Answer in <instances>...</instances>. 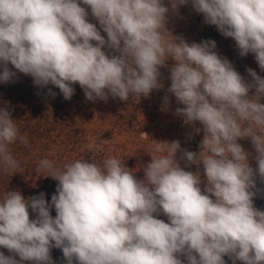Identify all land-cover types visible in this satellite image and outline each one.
<instances>
[{"label":"clouds","instance_id":"9594fccd","mask_svg":"<svg viewBox=\"0 0 264 264\" xmlns=\"http://www.w3.org/2000/svg\"><path fill=\"white\" fill-rule=\"evenodd\" d=\"M189 4L264 72V0H0V84L20 73L65 100L79 84L91 102L164 90L162 110L174 97L182 107L173 114L202 133L198 151L154 139L143 178L114 157L63 168L40 160L55 193L50 201L43 191L3 195L0 247L9 255L0 252V264H56L53 248L64 264H264V211L254 204L257 179L264 182V77L248 67L245 79L214 40L174 35L169 17ZM17 141L28 144L5 103V173L20 167L10 149Z\"/></svg>","mask_w":264,"mask_h":264},{"label":"trees","instance_id":"16d2710c","mask_svg":"<svg viewBox=\"0 0 264 264\" xmlns=\"http://www.w3.org/2000/svg\"><path fill=\"white\" fill-rule=\"evenodd\" d=\"M200 17L190 5L181 6L179 15L170 16L167 26L174 35H182L189 42L214 40L217 44L216 51L229 59L245 79H249L246 72L248 67L264 77L254 56L249 54L241 57L235 48V42L223 37L215 26L209 25L202 33H197ZM102 35L106 36L104 33ZM161 71L164 81H169L167 70ZM48 87L56 93L55 98L47 94V88L34 86L30 76L20 73L13 82L0 84V106L8 104L21 135L28 141L27 145L19 141L10 145L11 153L20 162V167L15 172L5 173L0 170V199L9 190H20L25 198L43 191L50 201L57 181L46 177L49 173L37 171L39 161L45 158L54 162L56 167L63 168L65 164L78 159L91 158L100 163L108 157H114L133 168L137 178H143L141 165L150 161L148 149L155 143L154 139L179 140L182 148L198 151L202 133L192 143H181L183 120L173 113L176 107L182 105H177L176 101L170 106V110L164 111L161 105L149 98H130L126 103L109 97L107 101L91 102L85 98L79 84H76L73 97L65 100L58 88L51 85ZM196 126L200 127L199 123ZM238 142L246 151L254 154L249 140ZM250 164L253 168L256 167L254 159L250 158ZM192 170H196L195 166H192ZM254 191V204L264 211L256 198L259 191ZM29 213L30 219L34 218L30 208ZM52 215L55 216L54 210ZM158 218L167 222L165 216ZM0 252L9 255L7 249L2 247ZM51 256L56 264H64L61 250L53 248ZM224 259L226 264H230L228 257Z\"/></svg>","mask_w":264,"mask_h":264},{"label":"rangeland","instance_id":"374dc122","mask_svg":"<svg viewBox=\"0 0 264 264\" xmlns=\"http://www.w3.org/2000/svg\"><path fill=\"white\" fill-rule=\"evenodd\" d=\"M190 5V4H189ZM191 6V5H190ZM201 15V14H200ZM209 25L204 23L203 16L201 15L200 21L197 25V33H202ZM165 89L170 86V81H164ZM165 95L164 90L160 91H154L149 98V100L153 101L154 103H157L159 105H162L163 103V96ZM175 101V98H171V105ZM195 127H197L195 125ZM189 134H191V139H189ZM198 134L194 132L193 128L190 126L182 125V134H181V143L183 144H189L196 140V136ZM256 190L259 191V195L256 196L258 201L260 202V208L264 210V182H261L259 179H257L256 182ZM231 264V261H228Z\"/></svg>","mask_w":264,"mask_h":264}]
</instances>
